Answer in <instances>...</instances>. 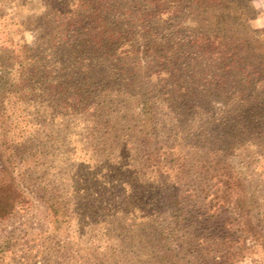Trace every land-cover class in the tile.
Instances as JSON below:
<instances>
[{"label":"rangeland","instance_id":"1","mask_svg":"<svg viewBox=\"0 0 264 264\" xmlns=\"http://www.w3.org/2000/svg\"><path fill=\"white\" fill-rule=\"evenodd\" d=\"M132 1L131 25L124 7H111L108 21L118 23L110 41L101 32L112 27L89 19L90 8H84L95 0H0V43L6 41V47L0 45V75L14 90L0 143L12 178L29 199L0 219V264H138L136 230L142 220L135 192L157 183L143 168L134 137L147 118L141 110L148 95L154 102V143L165 146L168 161L182 157L196 186L209 177L207 158L230 160L245 184L239 188L233 181L230 195L256 201L264 232V110L257 115L252 107L223 124L221 115L210 112L223 110L220 102L209 112L197 108L187 98L189 86L180 83L184 78L233 75L211 67L210 60H172L173 66L150 58L152 46L157 53L169 50L165 42L185 35L195 21L202 26L200 8L184 2L176 12L177 0H154L166 11L158 9L154 21L143 22L138 15L145 1ZM236 5L239 18L225 28L250 41L244 49L254 60H264V0ZM6 36L10 39L3 40ZM147 74L155 82L150 89L138 82ZM223 91L235 95L229 86L216 94ZM261 95L250 100L259 103ZM8 177L0 169V182ZM50 200L59 204L57 216ZM235 264H264V247L253 244Z\"/></svg>","mask_w":264,"mask_h":264},{"label":"trees","instance_id":"2","mask_svg":"<svg viewBox=\"0 0 264 264\" xmlns=\"http://www.w3.org/2000/svg\"><path fill=\"white\" fill-rule=\"evenodd\" d=\"M95 1L93 5L84 4V8H90L89 19L100 21L103 28L112 27L111 30L101 32L108 40L113 39L114 34L111 31L115 30V23H118L112 25L108 21L110 14L114 12L111 11L112 6L120 5L122 9L124 7L129 14L124 17L126 23H134L136 16L132 13V0ZM142 1H145V5L139 3L144 7L139 11L138 19L142 18L143 22L154 21L153 15L158 9L161 12L166 11L154 0ZM184 2L188 4V8H200V13L204 15L202 26L197 25L199 22L195 21L196 26L185 28V35L179 34L171 41L165 42V45L170 47L169 50L163 48L161 53H157V48L152 46L150 60H166L173 66L172 60H210L211 67L233 76L227 79L225 76L217 78L216 75V78L203 80L204 82L193 74L188 80L184 78L180 83L189 86L186 91L189 92L187 98L190 102L197 108H208V112L214 107L212 103L220 102L224 109L218 113L213 112L214 108L210 112L213 116L221 115L219 118L223 124L248 115L250 109L255 106L257 110L253 113L259 115L260 110H264V60H254V56L244 49L248 44L250 46V41L245 43L246 39L225 28L234 26L233 20L239 18V15L234 14L238 6L236 0H177L176 12ZM73 16L74 21H80L78 17L81 16L78 13H73ZM155 23L158 27L163 24L156 21ZM236 25L242 26V23L239 21ZM99 35L97 34L98 37ZM5 39L10 38L6 36L3 40ZM5 42L0 45L6 47ZM174 68L178 72L181 71L178 66ZM146 69L147 72L152 71L148 65ZM166 73L171 77L177 76L171 72ZM169 79L172 78L168 77L162 81L169 82ZM151 80L147 74L143 82H138L142 84L140 87L150 89L155 83ZM6 85V80L0 75V139L5 131L9 96L14 93V90ZM178 86L179 83H176L173 88ZM228 86L233 90V94L235 93L234 96H226L224 91V95L216 94V91H226ZM260 94L262 95L259 103H255L254 99L250 100ZM147 97L142 104L144 109L141 110V116L146 112L147 118H142L141 130H134V137L141 147L138 150L139 157L143 160V168L153 175V182L157 183L149 191L135 192L142 220L136 230L139 232L140 249L135 261L138 264H235L245 258L253 244L264 247V232L258 222L256 201L247 199L242 194L236 197L230 195L233 181H236L239 188L245 185L243 177L238 175L232 162L226 158H207L204 172L208 173L209 177L199 178L196 187L190 178L191 174L186 172L183 158L177 156L172 163L169 162L165 146L157 147L154 143L157 142V136L150 122L153 120L151 111L154 102L152 96ZM101 114L103 115V112ZM213 120L218 122L214 118ZM2 151L0 143V169L9 175L7 181L0 182L1 220L8 218L16 209L29 204L24 191L12 178L9 162L7 164L3 158ZM48 203L52 215L57 216L58 202L50 200Z\"/></svg>","mask_w":264,"mask_h":264}]
</instances>
